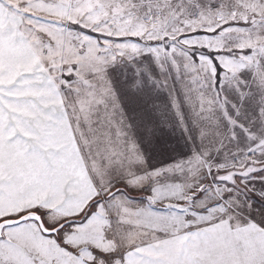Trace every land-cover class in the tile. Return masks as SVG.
I'll return each instance as SVG.
<instances>
[{
    "label": "snow or ice",
    "instance_id": "1",
    "mask_svg": "<svg viewBox=\"0 0 264 264\" xmlns=\"http://www.w3.org/2000/svg\"><path fill=\"white\" fill-rule=\"evenodd\" d=\"M0 264H264V0H0Z\"/></svg>",
    "mask_w": 264,
    "mask_h": 264
},
{
    "label": "rangeland",
    "instance_id": "2",
    "mask_svg": "<svg viewBox=\"0 0 264 264\" xmlns=\"http://www.w3.org/2000/svg\"><path fill=\"white\" fill-rule=\"evenodd\" d=\"M164 100L161 95L160 101ZM164 138L168 142L169 149H178V151L154 152L150 153L153 164L170 163L179 154H190L192 147L190 143H186L185 137L179 128H164Z\"/></svg>",
    "mask_w": 264,
    "mask_h": 264
}]
</instances>
